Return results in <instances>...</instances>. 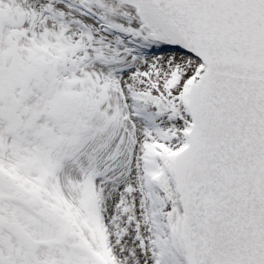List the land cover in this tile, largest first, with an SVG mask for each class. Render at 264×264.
<instances>
[{"label":"snow or ice","instance_id":"obj_1","mask_svg":"<svg viewBox=\"0 0 264 264\" xmlns=\"http://www.w3.org/2000/svg\"><path fill=\"white\" fill-rule=\"evenodd\" d=\"M0 264H264V0H0Z\"/></svg>","mask_w":264,"mask_h":264}]
</instances>
